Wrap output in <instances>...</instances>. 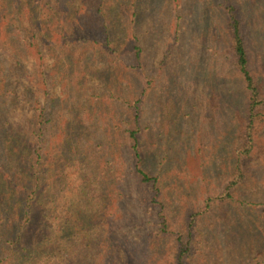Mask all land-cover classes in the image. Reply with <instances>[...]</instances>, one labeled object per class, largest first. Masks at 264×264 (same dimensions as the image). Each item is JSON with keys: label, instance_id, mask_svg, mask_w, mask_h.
<instances>
[{"label": "trees", "instance_id": "16d2710c", "mask_svg": "<svg viewBox=\"0 0 264 264\" xmlns=\"http://www.w3.org/2000/svg\"><path fill=\"white\" fill-rule=\"evenodd\" d=\"M56 1L64 12L72 5L71 0ZM257 1L260 0L194 3L200 9L196 20L202 25V38L210 30L216 31L217 45L211 48L208 69L215 67L205 71L209 77L217 76L216 68L222 67L223 75L232 80L225 97L228 119L223 122L217 116L213 120L204 119L198 127L192 121L190 108L184 112L182 127L174 126L171 119H159L157 110V122L150 123V90L156 79L146 75L141 58L143 49L136 38L128 46L131 43L127 42L128 36L127 40L124 36V44H119L113 34L109 37L104 24L106 0H96L92 7L102 21L103 38L81 34L73 38L74 34L50 32L46 39L50 38L55 45H87L97 54L99 49L111 61V70H106L105 76H110L118 64L137 82L125 93L111 89L102 95L90 92L85 81L94 60L90 51L74 59L71 70L62 67L59 71L54 67L49 78L54 87L61 86L78 103L83 101L75 108L82 118L78 129L74 122L60 127L54 124L51 110L55 111L61 102L48 94L50 82L47 84L44 71L49 70L42 58L41 42L24 45L27 32L13 21L15 0H0V264H94V258L86 255L90 249L100 264H120L115 248L122 242H130V238L108 242L105 251L97 246L112 239L109 235L115 236L113 231L120 223L128 224L132 213L126 209L125 200L129 196L147 207L149 224L155 225V233H146L147 239L138 242L142 258L145 252L153 254V250L161 248L163 239H169L172 264H200L202 239L210 231L202 221L209 216L211 206H216L211 200L224 207L219 218L227 219L228 223L238 220L240 215L264 223V202L252 196L256 190L264 189V47L259 46L264 39V10ZM177 39L175 34L164 51L162 69L167 66ZM119 47L130 51L129 62ZM28 58L34 59L36 67L31 71L26 68ZM14 72L27 77L28 84H23L27 98L19 95L22 90L15 86ZM160 74L166 77L163 72ZM159 87L161 83L156 90ZM44 100L50 106H42ZM26 106L32 109V117L27 118L29 126L23 129L10 117L16 109ZM105 122L110 123L106 134ZM220 136L215 151H220L227 160L215 172L214 183L204 177L199 182L202 192L199 188L191 194L179 186L180 181L173 175V181L167 178L169 170L162 163L170 151L176 153L173 149L176 144L190 148V153L178 156L189 160L195 158L194 154L198 157V153L201 157L196 159L195 162L199 161L196 167L207 168L210 140ZM198 141L194 152L193 144ZM152 147L155 156L150 152ZM119 148L121 152H112ZM223 181L227 184L218 196L215 189ZM195 182L190 184L186 179L184 185L188 183L190 187ZM203 187L207 188V197H203ZM200 199L206 203L204 210L197 204ZM215 211L212 208L213 216ZM260 232L264 233V227ZM247 250L248 247L243 256L250 257L248 262L235 264H260L261 259L246 253ZM153 255L163 257L162 253Z\"/></svg>", "mask_w": 264, "mask_h": 264}, {"label": "rangeland", "instance_id": "374dc122", "mask_svg": "<svg viewBox=\"0 0 264 264\" xmlns=\"http://www.w3.org/2000/svg\"><path fill=\"white\" fill-rule=\"evenodd\" d=\"M196 1L134 0V3H132L133 0H106V7L105 5L103 7L106 14L104 24L108 29L109 37L113 34L119 44H124V36L126 40L128 36L129 41L127 40V42H131L128 43V46H131L136 38L143 49L141 58L146 75L148 78L156 79L150 90V110L152 114L150 123L157 122V110L159 111V119L160 117L171 119L170 123L173 122L174 126L182 127L180 126L183 121L182 117L188 112V108H190L192 114V121L196 122L197 127L199 122L204 121V119L213 120L216 116L219 122L228 119L229 114L226 110L225 97L227 88L231 87L229 83H232V80L230 77L223 75L222 67L216 68L217 76L211 74L209 77L208 72L205 71L210 66L209 60L212 59L211 54L213 52L211 48L214 49V45H217L214 40L216 31L210 30L202 38L203 28L200 20H196L199 17L200 10L194 4ZM70 2L72 5L67 12H64L65 10L61 8V4L56 0H15V5H12V7L16 10L14 11L16 15L13 21H16L18 26L27 32L23 39L24 45L34 41H37L38 44L41 42L40 51L43 54L42 58L45 66L49 70L48 72L44 71L47 84L50 82L48 94L50 97L60 99L61 102L55 111L54 109L51 110L54 124L60 127L62 125L69 126V123L74 122L77 123L76 127L79 129L82 118L75 108L78 109L83 101L79 100L78 103L77 98L66 94L61 86L54 87V82L49 81L54 67H58L59 71L62 67L71 70L70 63L74 59L77 60V57L82 54L86 56V51H90L94 60L91 61V71L85 75L86 89L90 92L102 95L106 89H111L115 93H125L127 89H133L137 82L130 77L128 71H125L117 63L110 76H105V71L111 70V61H107L103 53L99 52V49L97 54L94 49H91L90 46L87 47V45L70 43L62 47L50 42V38H48L49 40L46 39L50 32L51 35L55 32L58 34L61 32L65 35L74 34L73 38H76V35L79 34L87 35L92 39L104 37L102 21L98 13H95L92 9L96 4V0H71ZM257 2L264 10V0ZM262 15L264 17V11H262ZM177 27L178 32L176 33ZM175 34L178 39L173 46L171 58L167 66L162 69L160 63L163 53L167 46L173 42ZM33 35H36V37L33 38ZM262 37L263 35L260 39ZM259 46L261 49L264 47V39L263 43H259ZM119 49L127 54L125 60L129 62L132 58L130 51H125L122 47H119ZM256 50V53L260 51L258 47ZM25 63L28 71L36 68L34 67L33 58H28ZM160 72H163L166 77L162 78L161 74L159 75ZM12 78L16 88L22 90L19 95L27 98L29 95L26 90H23V84H28L25 74L14 72ZM158 83H161V87L156 90ZM80 96L83 97V95ZM184 98L187 99L185 105ZM42 104L44 107L50 106L48 100L42 101ZM31 110L29 106L18 108L11 114L10 120L15 124L20 123V127L23 129L28 128V119L32 117ZM109 124V122L103 124L106 127L105 134L109 130ZM220 138L221 136L219 138L212 137L210 140L212 149L210 148L211 154L207 157V168L196 167L199 161H195L201 157L198 153V157L194 154L195 158L192 159L191 157L187 160L177 154L190 153V148L181 144H176V148L172 146L176 153L170 151V155L164 157V161L162 160V166L169 170L167 178L173 181L174 176L176 180L180 181L179 186L191 194L196 190L199 191V188L201 190L202 186L199 182L204 177L214 183L217 176L215 172L221 170L227 160L225 156L220 154V151H215V148H219L220 142H217L220 141ZM197 145H199V141L193 144L194 152H197ZM112 152L119 153L121 149L118 151L113 149ZM150 152L155 156L153 147ZM186 179L190 184L196 182L188 187V183L184 185ZM223 182L215 189V194L218 196L223 193V189L227 184V182ZM206 189L204 188L203 197H207ZM252 196L254 200L263 203L264 189L256 190L252 193ZM210 198H213V195ZM125 201L128 202L126 209L132 213L131 216H128V224L122 225L120 223V227L115 228L113 231L115 236L109 235L112 239H109V241L108 239L103 240L98 244L99 250L105 251L108 242L115 243L117 239L130 238V242H122L115 248L119 254L120 264H172L170 259L172 243L169 239H161V248L158 247L157 250L152 251L153 254L162 253L163 257L156 258L152 253L147 255L145 252L144 258H142L141 252L138 250V242L140 243L142 238L147 239L145 237L146 233L154 234L155 225L149 224V218L145 212L147 207L132 198V196L126 198ZM211 201L213 202L212 205L216 206H211L209 216L202 221V224L210 231L206 234V238L202 239L203 259L200 264H235L239 261L247 263L250 257L246 259V254L243 256L247 247L246 253L258 257L259 260L261 259L260 264H264V233L260 232L261 227H264V223L262 221L260 223L258 219L256 221L252 216H247V219L242 215L238 220L228 223L227 219L223 217L220 219L224 207H219V202L216 200ZM197 204L200 209H206L204 199H200ZM212 208L216 210L215 216H213ZM123 210L126 211L124 208ZM106 233V231L103 232L104 235ZM144 250L146 251L145 246ZM86 255L88 258H94V264H100V259L96 258L91 249ZM99 256L102 257V255Z\"/></svg>", "mask_w": 264, "mask_h": 264}]
</instances>
